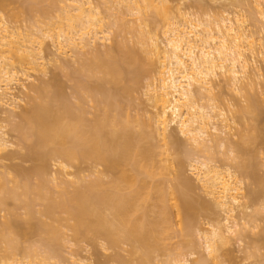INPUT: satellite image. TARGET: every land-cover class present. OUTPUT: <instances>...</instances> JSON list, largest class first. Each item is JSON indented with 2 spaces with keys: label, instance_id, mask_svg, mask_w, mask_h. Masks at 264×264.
<instances>
[{
  "label": "bare ground",
  "instance_id": "obj_1",
  "mask_svg": "<svg viewBox=\"0 0 264 264\" xmlns=\"http://www.w3.org/2000/svg\"><path fill=\"white\" fill-rule=\"evenodd\" d=\"M12 2L0 0V121L16 132L24 158L33 166L31 176L18 165L9 168L13 175L6 169L0 173V264L59 263L66 229L76 242L93 245L100 239L109 248L125 243L126 255L114 256L117 264H221L230 234L244 240L260 210L247 212L251 201H243L242 178L257 186L249 191L253 200L254 190L263 189L264 173L258 175L256 154L245 155L247 145L261 139L254 121L262 102L254 90L262 86L264 93V33L258 35L264 29V0L249 1L263 22L251 30L255 23L249 25L247 18L252 20L254 13L203 20L186 15L170 0H27L26 11L40 18L22 29L2 13ZM51 6L55 13L48 18ZM112 29L134 33L135 43L119 33L111 41ZM44 38L55 47L47 61L71 67L65 72L73 81L74 102L61 94L56 74L49 82L41 78L48 73ZM148 71L146 91L154 112L141 120L123 111L121 100ZM218 77L227 86V104L218 99ZM236 115L240 131L233 126ZM4 127L0 125L1 153L9 143ZM179 137L196 154L189 161L193 178L182 172ZM216 147L228 152L219 165ZM52 161L61 170L50 175ZM88 161L102 165L110 179L95 175L85 180L78 172L68 177L72 171L65 166ZM165 169L169 179H164ZM193 181L203 195L190 200ZM218 209L224 213L221 219ZM200 217H208L207 228L198 225ZM193 233L203 240L199 245L205 256H198ZM261 235L264 239V230ZM30 236L37 242L27 245ZM176 237L183 239L173 242ZM253 247L246 252L250 257L257 252ZM160 253L165 257L156 260ZM74 260L72 264L81 262Z\"/></svg>",
  "mask_w": 264,
  "mask_h": 264
},
{
  "label": "rangeland",
  "instance_id": "obj_2",
  "mask_svg": "<svg viewBox=\"0 0 264 264\" xmlns=\"http://www.w3.org/2000/svg\"><path fill=\"white\" fill-rule=\"evenodd\" d=\"M54 1H56V0H54ZM97 1V0H96ZM171 1V4H179L180 6V8H181V10H182V12L183 13H185L184 11H186L187 12V14L186 15H190V14H192V15H194V16H199V17H201L203 20H206L207 19V17H209V19L211 18V20H214V19H212V17L213 18H220L219 16H221V15H223V16H225L226 14H228V15H230V17H231V14L232 13H237V11L238 12H240V11H242V14L244 13V16H246V17H248L247 15L249 14L250 16H251V14H250V12L251 13H254L253 15H254V18H253V15H252V18L254 19V20H259V19H256V17H257V13L255 14V11H253L252 10V8L254 7V5L253 4H251V3H253V0H238V2H237V0H235V2H233L234 0H170ZM248 1V2H247ZM251 3H250V2ZM17 2V3H16ZM25 1L24 0H14V2H12V3H10L8 6H6V10H5V8H4V10L2 11V13L5 11V13H6V11H7V13L5 14H3V15H7V16H5V17H8L9 19H10V23H12V25H17L19 28H22V29H24V28H28L30 25L32 26V22H33V19L35 18V17H37V15L35 14L36 12H34V13H32L33 11H30V13H29V11L27 10L26 11V9H28V8H25L26 6H27V3H29V2H27V0H26V3H24ZM49 2V1H48ZM53 2V1H52ZM242 2H244L243 4H246V5H243V4H241ZM45 3V2H44ZM43 3V4H44ZM47 3V2H46ZM94 3H95V0H94ZM235 3H237V4H235ZM240 3V4H239ZM251 4V5H249V4ZM21 6H20V5ZM48 4V3H47ZM53 4H54V2H53ZM248 4V5H247ZM26 5V6H25ZM50 5H51V2H50ZM58 4H57V2H55V4H54V8L57 6ZM200 5V6H199ZM241 5V6H240ZM253 5V6H252ZM238 6H240V7H238ZM246 7L247 9H245L244 7ZM247 6H249V8H251V9H249ZM7 7H8V10H7ZM52 7V6H51ZM53 7H52V9H53ZM244 8V10H246V12H243L244 10H243V8ZM24 9H25V11H24ZM51 9V10H52ZM242 9V10H241ZM249 9V10H248ZM49 11V13H48V15L49 16H47L48 18L49 17H52L53 15H54V13H55V9H53V11ZM234 11V12H233ZM248 11V12H247ZM230 13V14H229ZM245 14H247V15H245ZM192 15H190V17L192 16ZM228 15H226V16H228ZM233 15V14H232ZM255 15H256V17H255ZM194 16H192V17H194ZM210 16H212V17H210ZM218 16V17H217ZM249 16V17H250ZM126 17H128V20H129V17L130 16H125V18ZM7 18V19H8ZM38 18V17H37ZM40 18V17H39ZM38 18V19H39ZM131 18V17H130ZM206 18V19H205ZM215 18V19H216ZM257 18H260L259 17V15H258V17ZM8 19V20H9ZM36 19V18H35ZM45 19V18H44ZM248 20H247V22H248V24L250 25V23H252V22H254L255 24H253L252 26L250 25L249 26V28H250V30L251 29H253L255 26H256V24L258 25H261L259 22H261V20L260 21H257V23H256V21H253V19L251 20L250 18H247ZM249 19L251 20V21H249ZM261 19V18H260ZM41 20V19H40ZM110 20H111V22H112V20H113V18H110ZM127 20V21H128ZM126 21V19H125V22H127ZM130 21H132L131 19H130ZM32 23V24H31ZM262 24H263V22H261ZM133 24V23H132ZM125 25H128V22H127V24H125ZM255 25V26H254ZM258 25V26H259ZM26 26V27H25ZM129 26H130V24L128 25V29H129ZM253 27V28H252ZM259 27H261V26H259ZM113 28V27H112ZM115 28V27H114ZM116 29V28H115ZM256 29V28H255ZM254 29V30H255ZM21 30V29H20ZM113 30V29H112ZM111 30V31H112ZM125 30H126V27H125ZM262 30L264 31V29H263V26H262ZM122 31H123V33H122ZM262 31V33L260 34H258V35H260V36H262L263 35V32ZM113 32L114 33H110L111 35H113L114 34V38H112L113 36H111V41H113L117 36H116V34H118V33H116L115 32V30H113ZM121 33H122V35H124V37H126V38H129V39H127V40H130V42L129 41H127V40H125V39H123L124 41H127L128 43H131V39H133V36L135 35L134 33L132 34L131 32H129V31H127L128 33H126V32H124V29L123 30H121L120 31ZM156 32H158V31H156ZM133 35V36H131V34ZM161 33V32H160ZM159 32H158V34H157V36H159L160 37V35L162 36V34H160ZM160 34V35H159ZM120 33H119V37H120ZM121 35V37H123ZM257 35V34H256ZM131 37V38H130ZM258 37V36H257ZM118 38V37H117ZM134 38H135V36H134ZM161 38H163V37H161ZM113 39V40H112ZM121 39V38H120ZM120 39H117V40H120ZM136 39V38H135ZM160 39V38H159ZM44 40V42H43V46H45V48H46V50H45V48H44V50H45V53L43 54V55H45L46 56V58L45 59H43V62H44V60H45V62L47 61V59H48V61H50V59H52V58H50V56H51V52H54V50H55V47L53 48V46H52V40L49 38V39H43ZM116 40V39H115ZM114 40V41H115ZM134 40V39H133ZM163 40V39H162ZM110 41V40H109ZM132 42H134L135 43V40L134 41H132ZM131 44H133V43H131ZM137 45V44H136ZM135 45V46H136ZM43 50V51H44ZM51 50H53V51H51ZM47 54H48V56H47ZM50 54V55H49ZM50 59H49V58ZM52 57V56H51ZM68 57V59L69 58H71L70 56H67ZM67 57H65L66 59H67ZM60 58V59H59ZM61 58L63 59L64 57H61V56H59L58 57V59L61 61ZM63 60H65V59H63ZM47 61V64L45 65L46 66V68H47V74H45V76L43 75V77H41V78H44L45 80L44 81H47V82H49V81H51L52 80V78L54 77V75L56 74L57 76H56V79H58V82L62 85L61 86V90L60 91H62V93L61 94H63L64 93V96H66L67 97V100L69 99V101H71V102H74L75 101V97L73 96L74 95V93L72 92V90H73V85H72V83H73V81L69 78V77H67V76H69L68 74L66 75V73L67 72H65L66 71V65H63V66H60V68H58L57 66L55 67L54 66V64H51L50 62H48ZM50 63V64H49ZM49 64V65H48ZM26 66H28V65H26ZM26 66H24V67H26ZM48 66V67H47ZM62 67H64V69H62ZM71 69V67H67V70H68V72H70V69ZM29 70H31V69H28V70H26L29 74H31L32 75V78H33V74H34V72H32V71H29ZM30 72H32V73H30ZM18 74H20L21 76H22V74L21 73H18ZM36 74V73H35ZM54 74V75H53ZM151 74H152V72H147L146 73V75L144 76V77H142V79L137 83V84H139V85H137V84H135V87L133 86V89L131 90V92H129L130 94H128V96L126 95L125 96V98H123L122 100H121V103H122V106H123V111H127L126 113L128 114V115H130L131 117H135V116H138L141 120H147L148 119V115L150 114V113H153L154 112V108L152 107V102L151 101H149L148 99H150V98H148L149 96H150V91L149 92H147L148 91V89H147V87H146V85H147V83L150 81V79H151ZM24 75V74H23ZM20 76V78H22ZM35 76V75H34ZM36 76H38V74H36ZM218 78H220L221 79V81L220 80H218L217 78L215 79V80H217V81H215V82H219V83H216V87H215V90H216V88H217V90L219 89V87H221L222 88V90H221V88H220V92H218L217 90V94H218V99H219V101H225V103L227 104V101H228V103L231 101L230 100V98H229V100H228V94H229V92H228V90H227V86H226V88H225V86H223V85H225L224 83H223V79L221 78V77H218ZM220 82H221V85H220ZM12 85L14 86L15 84H13L12 83ZM220 85V86H219ZM219 86V87H218ZM17 87L18 86H16L15 87V89L13 90V92H17ZM258 88V89H257ZM260 88V86H258V87H256L255 88V92H260V93H258L259 95H257V93H256V95L257 96H259V98H260V102H262L261 104V112L259 113V115H258V117H257V119L254 121V123H256V125H257V128H258V132H257V134H258V137L259 138H261V139H257L256 140V142L253 144V143H249L248 145H247V148L250 150V152H248L247 153V155H245V156H252V154L254 155V154H256L254 157H255V162H256V164H257V162H258V164H257V172L258 173H260V174H258V175H261L262 173H264V147H263V144H264V93H263V91L261 90V89H263L262 88V86H261V88ZM146 89H147V91H146ZM214 90V92L216 93V91ZM226 90H227V92H226ZM259 90V91H258ZM261 90V91H260ZM74 91V90H73ZM228 93V94H227ZM253 93V92H252ZM220 94V95H219ZM254 94V93H253ZM260 94H261V96H262V98L260 97ZM263 94V95H262ZM149 95V96H148ZM222 96V97H221ZM62 97H63V95H62ZM66 97H64V98H66ZM222 99H221V98ZM205 101V100H204ZM219 101H218V105L219 106H221L220 104L222 103H219ZM224 101H223V103H222V105L224 104ZM203 102V101H202ZM23 103V104H22ZM204 103H206V102H204ZM242 103V102H241ZM244 103V102H243ZM26 103H24V102H21V105H22V107L23 108H25V106H23V105H25ZM92 104V103H91ZM86 107L88 108L89 107V105H90V102L88 101V103H86ZM26 106H27V104H26ZM2 107V108H1ZM0 107V113H4V105L3 106H1ZM92 107V106H91ZM231 108V107H230ZM3 109V110H2ZM19 109H22V108H19ZM234 109V108H233ZM2 110V111H1ZM91 110H92V108H91ZM1 114L0 115V118H2L3 116H4V114ZM227 116H228V114H230V113H228L227 114V112L225 113ZM129 116V117H130ZM16 119V118H15ZM234 119H235V121L237 122L236 124H233V126H234V130L236 131V129H237V127H239V129H238V131H240L242 128V125H240V123H238V121L236 120L237 119V115H236V117L234 116ZM17 120V119H16ZM12 121H15V120H12ZM16 122V121H15ZM14 123V122H13ZM6 124H8V123H6L5 121H0V125H3V126H5L4 127V130L6 131V129H7V131L6 132H8V134L6 133V135H5V137H7L8 139V142L9 143H7L8 145L6 146V148L7 149H5V150H3V152L1 153L2 154V156H3V153H4V156H3V158H0V170H1V172L0 173H3L4 171H5V169H6V171L7 170H9V172L11 173V172H13L14 173V170L12 171V170H10L11 168L13 169L14 168V166H16V165H18L17 167H23V169L25 168L26 170L28 169L29 170V176H31V172H30V169H31V166H33V164H32V161H30V160H25V158H24V154H26V151H25V149H24V147L22 146L23 144L22 143H19L20 141H19V139H18V135L16 134V132L14 131H9V130H12V129H10V127L8 126H6ZM9 125V124H8ZM235 127H236V129H235ZM233 130V131H234ZM236 134V133H235ZM181 136V135H180ZM238 135H235V136H233L234 138H235V140L234 141H236V140H239V139H236V138H238L237 137ZM261 136V137H260ZM17 138V139H16ZM180 138V139H179ZM178 138V146H179V150L178 151H181L180 153H181V155H180V158H181V162H182V164H181V169H182V172L186 175V176H188V177H192V175H191V170H190V168H189V161H190V158H192V157H195L196 156V154L194 153V154H192V151L190 152V151H187L186 150V148H191L190 147V145L188 146V144L189 143H187V145H185L186 144V142H184L183 141V143H182V140H183V137H179ZM180 140H181V142H180ZM237 142V141H236ZM20 145H19V144ZM185 143V144H184ZM180 144H181V147H180ZM182 144H183V146H187L186 148L185 147H183L182 146ZM251 144V145H250ZM219 148H221L220 150H219ZM216 147V150L218 151V152H216V154H217V158H216V164H218L219 165V162H220V164H222V162H224L225 160H222L223 158L225 159V155H227V153L228 152H226V150H224L223 149V151H222V147ZM251 149H253V151L251 150ZM6 150H7V152L9 153H7L6 152ZM189 150H191V149H189ZM248 150V151H249ZM5 151V152H4ZM171 152H172V155L171 156H174V152H173V150H171ZM190 152V154L188 155V153ZM195 152V151H194ZM226 152V154L224 155L223 153H225ZM12 153H13V155L15 154V156H12ZM10 156H8V155ZM20 157H19V156ZM21 155H23V156H21ZM1 156V155H0ZM1 156V157H2ZM5 156H7L6 157V159H5ZM15 157V158H14ZM26 157V156H25ZM9 158H11V159H9ZM24 158V159H23ZM5 159V160H4ZM3 160V161H2ZM236 160V159H235ZM235 160H232V161H229V162H232V164L233 163H235ZM54 162H55V160H54ZM54 162L52 161L51 163H49V169H50V175H52V173L54 172V170L57 172V170L59 171V170H61V169H58V168H60V167H58V165L55 163L54 164ZM4 164H5V166H4ZM32 164V165H31ZM3 165V166H2ZM12 166V167H11ZM4 167V168H3ZM10 168V169H9ZM64 169H67L68 171L67 172H71L72 171V174H74V175H68V177H72V178H74V176L77 174V172H78V175H80V176H84L83 178L85 179V180H89V178H93V176L95 177V175L97 176V175H99V176H101L102 177V179L103 180H109L110 179V177H111V173L110 172H107L106 170H104V167L102 166V165H98V164H96V163H92L91 161H88V162H81V163H77V165H75V163H74V165L73 166H70V167H68L67 166V168H66V166H65V168ZM63 169V170H64ZM8 172V171H7ZM74 172V173H73ZM13 173H11V175H13ZM31 173V174H30ZM110 173V174H109ZM163 173H164V179H169L170 178V174H168V171L165 169L164 171H163ZM237 173V172H236ZM239 175V174H238ZM29 176H28V178H29ZM48 176H49V174H48ZM50 177V176H49ZM67 177V178H68ZM193 178V177H192ZM245 178V179H244ZM244 178H242V181H244V183L242 182V186H243V190H244V193L246 194V196L244 197V200L243 201H245L246 203H247V201H251V203L252 202H254V203H248L249 205V208H247V212H253V209L255 208V209H260L258 212V216L257 215H255L256 217V219H255V227H247V236H246V238L244 239V240H242V241H239V240H237V238H235L234 236V234H230V241H229V243L226 245V247H225V249H226V251H227V253H228V255H225V256H222L221 258H220V261H221V264H263L264 263V239H262V232H263V230H264V208L262 209V203L264 202V185H262L263 186V189H262V187L258 190V189H255L254 191H256L257 190V193L256 194H254V199L253 200H250V197H249V199H248V195H249V191L250 190H252V188L254 187L255 188V186L256 185H254V182L252 183V179L250 180V178L249 177H244ZM30 180L32 179H34V175H33V178L32 177H30L29 178ZM196 181H193V184H192V187H193V190L194 191H192L190 194H189V199L190 200H192V199H194L196 196H198V195H203L202 193H201V191H199L198 190V184H197V182L195 183ZM195 183V184H194ZM257 187V186H256ZM247 191H248V193H247ZM194 192V193H193ZM256 195H257V197H256ZM8 203H10V204H8ZM8 205L7 206H9V208L10 207H12V204H11V201L9 202V200H8ZM261 203V204H260ZM18 208V209H17ZM21 207H17L16 206V212H20L21 211V209H20ZM254 209V210H255ZM1 214H0V216L3 214V212L1 211L0 212ZM222 216H224V213L221 211V210H217V214H216V217L218 218V219H221V217ZM201 218V217H200ZM230 219H232L231 217H229ZM0 219H1V217H0ZM229 219V222H228V224H230V223H232L231 221L232 220H230ZM207 221H209L208 220V217H205V218H201L200 219V224H198V225H200V227H202V228H207L208 227V225H207ZM197 225V226H198ZM196 226V227H197ZM263 229V230H262ZM65 232V235H67L66 236V238H68V239H65V242L66 243H64V246L62 247V249H61V251H60V257H62L63 258V261H61L62 260V258H60L59 259V261H57V262H59L60 264L63 262V264H72L75 260V258H76V260H78V261H81L80 262V264H117L116 262H115V260H113L114 259V256H115V254H121V255H126V253H127V249H128V246L124 243H122L121 245H120V247H115V248H113V247H110L109 248V246L107 245L106 246V244H105V242H103V240H100V239H97L96 241V243L95 244H90V242L88 243V241H74L73 239H72V237H71V235H70V231L68 232L67 231V229L64 231ZM32 237V238H31ZM36 236H30V241H29V239H28V243H27V245L28 244H34V241L36 240V238H35ZM199 237V238H198ZM183 239V238H182ZM182 239L181 238H179V237H176V238H173L172 239V241L173 242H180V241H182ZM185 240H187V239H189V237H185L184 238ZM192 239L194 240V242H195V245L196 246H199V248L197 247V251H199V254L200 255H198V256H205V251H204V249L202 248L203 247V244H202V242H203V240L201 239V237L197 234V233H193V236H192ZM30 242V243H29ZM35 242H37V241H35ZM201 242V243H200ZM26 243H24L23 242V245L25 244L26 245ZM199 243L202 245V247H200L201 245H199ZM21 245H22V243H21ZM36 245V244H35ZM257 246L258 248H257V252H256V254L255 255H253V256H248L247 254L248 253H246V252H248V250L250 249H252V247L253 246ZM251 247V248H250ZM254 248V247H253ZM253 250V249H252ZM72 255V256H71ZM194 256V255H193ZM193 256H191V257H193ZM72 257V258H71ZM165 256L162 254V253H160L159 255H158V258H157V256H156V260H160V259H162V258H164ZM70 259V260H69ZM73 259V260H72ZM80 259V260H79ZM83 260V261H82ZM86 260V261H85ZM66 262V263H65ZM71 262V263H70ZM59 263H57V264H59Z\"/></svg>",
  "mask_w": 264,
  "mask_h": 264
}]
</instances>
